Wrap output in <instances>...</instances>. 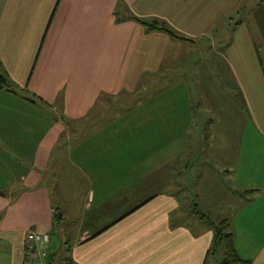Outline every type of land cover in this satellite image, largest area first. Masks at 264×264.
Returning a JSON list of instances; mask_svg holds the SVG:
<instances>
[{"label":"crops","instance_id":"0c3cea01","mask_svg":"<svg viewBox=\"0 0 264 264\" xmlns=\"http://www.w3.org/2000/svg\"><path fill=\"white\" fill-rule=\"evenodd\" d=\"M246 2L0 0V71L18 93H0V264H23L28 233L50 236L47 264H209L213 235L191 233L182 222L183 176L173 183L178 159L164 156L174 134L182 139L195 125L193 111L185 108L183 121L173 96L157 104L153 91L166 66L198 68L187 58L205 40L226 43L216 51L218 73L260 138L258 164L244 163L253 184L237 192L246 206L224 220L235 228L239 256L264 264V74L256 37L230 16ZM258 4L253 16L263 39L264 0ZM130 18L159 20L194 43L149 33ZM212 124L202 122L199 132L212 139ZM246 211L263 216L254 222ZM67 221L78 231L56 253L52 236Z\"/></svg>","mask_w":264,"mask_h":264},{"label":"rangeland","instance_id":"374dc122","mask_svg":"<svg viewBox=\"0 0 264 264\" xmlns=\"http://www.w3.org/2000/svg\"><path fill=\"white\" fill-rule=\"evenodd\" d=\"M246 1L243 7L240 6V9H242L240 13H237L238 9L231 13L232 26L239 22L244 23L249 32H252L253 36L256 37L259 48L263 49L262 54H264V36L263 39L259 37L258 22H256V17L253 16L257 5H259V0L258 2ZM152 21L145 22L150 23ZM220 29L221 25L219 24L217 31L221 34L223 31H220ZM225 44L217 45L215 41L207 42L206 40L200 42L199 47L192 51L187 58V60L192 58L199 61L197 63L198 68L193 66L191 68L173 69V66L168 68L166 66V69H161L157 73L156 86L153 89L160 97L157 104H163V96L170 93L173 96L171 105L177 110L176 113L184 116L181 112L185 111L187 107H190L194 112L190 110L189 116L192 115L195 122L193 124L196 126L189 127L190 131L185 133L182 139L179 137L180 134H174L173 141L175 142H172L170 148L166 149L164 156L178 159L176 164L172 166L171 173L173 174V181L181 177L179 174L183 176L182 185L186 189L185 195L182 196L184 200L182 206L185 212L181 213L186 219L182 222L188 226L187 229L191 233L196 232V234L206 235L212 233L214 235L215 224L224 219L234 221V218L240 214L241 209L245 208L247 202L240 198L237 192H243L245 187L253 184L254 180L248 174H245L246 165L244 163L247 161L245 158L257 160V162L252 161L249 167H254V164H258L260 159V154L258 155V151L253 148L254 143L259 141L260 138L253 132L248 131L250 126L249 117H247L248 115L240 98H228L227 87L224 84L225 79L218 73L220 62L216 51H221ZM261 49H259L260 53ZM169 61H171V57ZM159 76L165 77V80L161 81ZM143 90L146 93L148 88L147 90L141 88V91ZM230 97H232L231 93ZM183 116V121H185V116ZM206 120L215 121V124L208 126V128L214 130L212 139V133H209V131L199 132L206 127L199 124ZM246 126L247 129L244 132ZM204 136L209 139L204 141ZM214 141L215 143H213ZM243 143L246 145V149L244 151L242 149V154L238 144ZM233 179L235 182L238 181L236 185L239 187V191L233 188ZM178 181L173 183H178ZM48 187L51 191V184ZM51 193L54 197L56 190ZM260 199L262 198L257 197L256 201H253L259 208L262 207L263 202V200L257 202ZM53 201L56 202V198H53ZM196 206H198V209H196ZM255 214L258 217L261 214L263 216V213L256 212ZM243 215L249 216L250 213L246 211V213L243 212ZM202 216L207 217V220L201 222ZM258 217L250 215L249 220L252 219L256 222L259 220ZM234 229L233 226V232ZM61 231L60 235L52 236L53 251L56 253L61 247V240L75 237L78 228L67 221L61 227ZM257 232L259 233V230ZM63 233L65 237H63ZM223 256L224 249L219 246L217 251L209 257V264H221Z\"/></svg>","mask_w":264,"mask_h":264},{"label":"trees","instance_id":"16d2710c","mask_svg":"<svg viewBox=\"0 0 264 264\" xmlns=\"http://www.w3.org/2000/svg\"><path fill=\"white\" fill-rule=\"evenodd\" d=\"M130 19L140 24L149 33L157 32V33L166 35L173 41H181V42L190 43V44L194 43L191 40H188L184 37L179 36L173 30H171L167 26V24L159 20H153L152 22L149 23V22H145L144 20H139L135 18H130ZM240 24L241 23H236L235 27H237V25H240ZM257 55H258L261 69L264 74V56L263 57L261 56V53L258 47H257ZM1 92H10L12 94L18 95L17 88H15V86L9 80L7 75L3 73L2 71H0V93ZM207 139L209 138L204 136L203 140L205 141ZM0 196H3L2 192H0ZM0 220H1V216H0ZM200 220H203V221L207 220V217L202 216ZM59 224L60 222L54 219V225H55L56 230ZM219 246H222L224 249V256H223V261L221 264H250L249 261H245L239 256L236 250V247H235L234 235L231 231V225L227 220L220 221L218 224L214 225L213 242H212L210 251L208 253V256L210 257L211 255H213L217 251Z\"/></svg>","mask_w":264,"mask_h":264},{"label":"built area","instance_id":"2783aa9c","mask_svg":"<svg viewBox=\"0 0 264 264\" xmlns=\"http://www.w3.org/2000/svg\"><path fill=\"white\" fill-rule=\"evenodd\" d=\"M49 246L48 234L28 233L23 264H47Z\"/></svg>","mask_w":264,"mask_h":264},{"label":"water","instance_id":"95a60500","mask_svg":"<svg viewBox=\"0 0 264 264\" xmlns=\"http://www.w3.org/2000/svg\"><path fill=\"white\" fill-rule=\"evenodd\" d=\"M54 217H55V219L58 220V221H61V220L63 219L62 214L59 213V212L55 213Z\"/></svg>","mask_w":264,"mask_h":264}]
</instances>
